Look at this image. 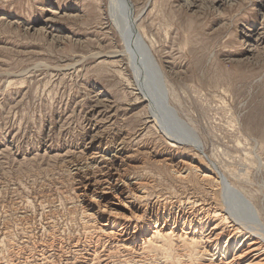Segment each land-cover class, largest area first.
I'll return each mask as SVG.
<instances>
[{
    "label": "rangeland",
    "instance_id": "rangeland-1",
    "mask_svg": "<svg viewBox=\"0 0 264 264\" xmlns=\"http://www.w3.org/2000/svg\"><path fill=\"white\" fill-rule=\"evenodd\" d=\"M189 1L133 0L169 101L204 154L164 135L175 139L159 104L167 127L149 118L134 86L147 95L151 71L135 43L110 29V0H0V264L237 262L244 236L227 216L217 172L205 184L171 165L209 169L210 157L264 223V0ZM107 171L122 174L118 184L131 194L147 195L132 196L137 209L124 216L190 208L189 233H152L147 215L123 236L121 224L105 226L102 208L89 204L93 187L84 189L100 187Z\"/></svg>",
    "mask_w": 264,
    "mask_h": 264
},
{
    "label": "bare ground",
    "instance_id": "bare-ground-1",
    "mask_svg": "<svg viewBox=\"0 0 264 264\" xmlns=\"http://www.w3.org/2000/svg\"><path fill=\"white\" fill-rule=\"evenodd\" d=\"M230 1L232 2L234 0H230ZM187 3L190 4L191 2L189 0H186V4ZM134 7H135V3L133 2V0H110L111 10L110 12H108V17L110 20L109 26L112 32L114 33L117 32L119 34L118 36H120L121 40H124V44L126 45L131 46L133 45V43H135L134 45L137 46L141 51L140 52L141 59L143 58L145 59V61L143 59L144 61V63L142 64L143 67H145L146 64L150 68L151 73L153 74L152 76V74L145 68L146 73L150 78V84H151V89L148 91L147 95L144 94V91L142 90L141 87L134 84L135 85L134 88L137 90L139 99L142 102L145 103L148 102L149 114L148 113L147 114L149 118L152 119V121L155 123L158 130L162 129V127L163 128L167 127L168 116L172 118L170 129L172 132L175 133V135H172L173 137H175V139H171L169 134H164L166 137H169V140H172L174 143H176V145L177 143L181 145H189V146L192 145L196 149L201 150V152L204 154L203 142H201L197 134L194 133L195 130H193V128L190 129L189 126L186 124V122L181 118H179V116L177 115V110L172 106L171 102L169 101V89L165 83L164 73H162L161 69L157 64L156 66L154 65L153 60L149 55V51H148L149 45H147V42L144 39L145 37L143 35L144 33L140 31L139 27L137 26L139 18L141 16L135 12ZM48 20L53 21V19H48ZM158 104L162 106L164 111L167 112L168 116L162 111L161 107H159ZM180 130L181 132L187 130L190 133V135L184 136L181 133L178 134L177 131ZM121 144L122 143H120V145ZM122 147L123 146L119 148V151L122 149ZM114 156L115 154H112L110 156H105V158L108 160L106 167L109 169H113L111 168V164L109 162L110 161L113 162L115 160L112 158ZM206 158L211 165V168L209 167V169L205 167V165L203 164H199V163L189 164L185 162L184 163L182 162V164L178 163L177 165L176 164L171 165V167L173 168V171L176 172V174L181 178H189L193 170L194 172H197L196 174L198 175L199 180L205 184L214 183L213 180L215 177L213 176V172L214 174L217 172L218 178L216 181H218V184L222 187L221 188L222 193H224L225 199H227L228 207L232 213V214L228 213L230 216L229 215L227 216L228 218L231 217L232 227H234V230L237 228L241 229V233L239 234H243L244 236L243 239L240 238L241 245L237 247L238 252L235 251L237 252V255L235 256L236 257L235 261L237 262L235 264H264V223L260 219L258 212L255 210V206L253 205L252 201L246 198L245 195L242 194V192L236 186L230 183V181L226 178L223 171L218 167V165L214 161L210 159V157L207 156ZM107 173L108 174L105 173L106 179L101 182L99 181L100 187H95L90 185V186H85L84 189L87 194L92 191V187H93L94 194L92 195L91 198L92 200H90L89 204L92 207L94 206L99 209L102 208V210H99V212L100 215L102 216V219L104 218L103 220L106 221L105 226L108 227L110 223L121 224L119 234L123 236V234L127 231L130 221H132L136 216H139L138 218H141L142 216L145 217L147 215L146 218L147 223L150 224L151 221L155 223L153 225L154 228L152 233H160L164 236L170 234L172 237L174 235H179L178 233L177 234L175 233L180 231L184 234L189 233L188 230L190 228H188L187 224H190L189 221L193 222L192 219L193 213L190 212V208L185 210L184 208L179 207L177 212L174 213L169 212L167 215H164V213L162 212V215H159V212L155 211V208L150 207L149 210L147 208L142 209L144 211L142 214L137 213L136 215L130 214L129 216H124L123 215L124 209L127 208V210L130 213L132 209H135L134 207L135 204H132L134 202L132 201V196H136V198L138 199H146L147 195L145 194V191L137 193L136 195L131 194V192L127 188H124L123 185L120 186L118 184L123 179L122 174L117 173L116 174L117 176L115 177L114 174H111V171H107ZM133 184L134 183H129V185L131 186H133ZM120 214L122 216H120ZM207 218H208V214L206 215L205 213V207L201 205L199 212L197 213L196 219H198L199 222L198 225L200 228L199 230H201L202 235L205 234L203 223L207 221ZM133 222L135 223V221ZM149 224L147 225V227H150ZM170 225H172V228L168 230ZM183 226H185L187 230ZM239 229H237V232H239L238 231ZM141 231H142L141 235L143 236L144 230L141 229ZM214 231L215 229L213 228L210 231L211 233L209 234V236L208 235L205 236L206 244L212 243L207 241L211 240V236H213L212 233H214ZM134 235L137 236V233ZM152 236H155V234ZM199 239L201 238L199 237ZM213 241H215L216 244L219 242L218 238L215 237ZM240 249L241 252H239Z\"/></svg>",
    "mask_w": 264,
    "mask_h": 264
},
{
    "label": "water",
    "instance_id": "water-1",
    "mask_svg": "<svg viewBox=\"0 0 264 264\" xmlns=\"http://www.w3.org/2000/svg\"><path fill=\"white\" fill-rule=\"evenodd\" d=\"M150 49V48H149Z\"/></svg>",
    "mask_w": 264,
    "mask_h": 264
}]
</instances>
